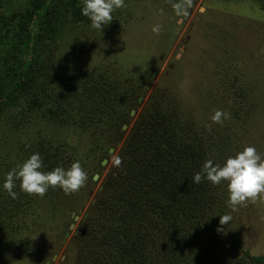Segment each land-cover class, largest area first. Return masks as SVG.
Segmentation results:
<instances>
[{
  "label": "rangeland",
  "instance_id": "1",
  "mask_svg": "<svg viewBox=\"0 0 264 264\" xmlns=\"http://www.w3.org/2000/svg\"><path fill=\"white\" fill-rule=\"evenodd\" d=\"M178 2L186 14H176L172 5ZM125 4L103 32L89 21L62 26L53 42L44 38L35 54L36 84L3 112L0 185L10 169L36 152L44 171L79 161L88 180L68 195L59 187L42 197L29 195L17 180L12 199L0 187V264H75L74 236L118 166L115 159L121 161L149 110L165 101L215 163L248 146L264 157V0ZM27 7L28 0H0V16H19ZM156 25L158 34L152 31ZM0 49L4 54L6 48ZM90 89L96 93L89 95ZM117 109L120 114H113ZM217 110L229 114L222 124L211 120ZM98 118L102 127L113 121L120 127L94 133ZM220 186L225 192L219 203L232 219L213 243L214 264H264V199L233 210L227 183ZM10 221L17 226L8 231Z\"/></svg>",
  "mask_w": 264,
  "mask_h": 264
},
{
  "label": "trees",
  "instance_id": "2",
  "mask_svg": "<svg viewBox=\"0 0 264 264\" xmlns=\"http://www.w3.org/2000/svg\"><path fill=\"white\" fill-rule=\"evenodd\" d=\"M82 6L83 0H28L19 16H0V45L6 48L0 51V122L4 110L36 84L37 45L44 38L53 42L66 24L89 22ZM164 104L139 123L121 163L80 223L71 250L75 264H214L219 216L227 212L219 203L225 191L203 179L192 183L208 156L174 105ZM95 124L101 125L100 118ZM118 125L95 126L94 133ZM10 224L8 231L17 226Z\"/></svg>",
  "mask_w": 264,
  "mask_h": 264
},
{
  "label": "clouds",
  "instance_id": "3",
  "mask_svg": "<svg viewBox=\"0 0 264 264\" xmlns=\"http://www.w3.org/2000/svg\"><path fill=\"white\" fill-rule=\"evenodd\" d=\"M125 0H83L81 15L88 18L90 27L103 32L113 21V13L125 7ZM177 15H184L185 5L174 3L172 5ZM154 33H159L160 27H153ZM227 112L217 110L211 117L213 123L222 124L228 119ZM115 163L119 165L117 157ZM41 154H31L22 163L10 169L4 176L2 189L15 199L17 193L16 181H20V190L29 195L44 196L49 188L59 187L66 195L79 191L88 180V173L75 161L70 167L57 166L51 171H44ZM206 180L213 186L227 183L228 204L235 210L236 206L245 202H255L257 197L264 199V157L253 146L245 147L234 156H229L221 165L213 160H205L201 170L194 173L192 183L199 184ZM217 233L225 232V226L232 219L230 215L219 216Z\"/></svg>",
  "mask_w": 264,
  "mask_h": 264
},
{
  "label": "water",
  "instance_id": "4",
  "mask_svg": "<svg viewBox=\"0 0 264 264\" xmlns=\"http://www.w3.org/2000/svg\"><path fill=\"white\" fill-rule=\"evenodd\" d=\"M110 152L112 153V152H113V149H111ZM104 163H106V162H104ZM96 179H97V176H95V180H96ZM78 218H79V216H76V217L74 218L75 221H77ZM74 227H75V224H72V225L70 226L69 231H68V233L66 234V238L69 237V235H70V230H72ZM65 242H66V240L63 241V243H65ZM56 257H57V256H54L53 260H55ZM46 264H50V261L46 262Z\"/></svg>",
  "mask_w": 264,
  "mask_h": 264
}]
</instances>
